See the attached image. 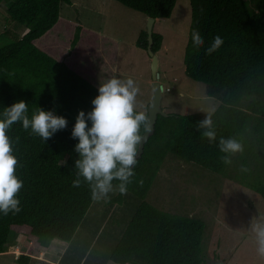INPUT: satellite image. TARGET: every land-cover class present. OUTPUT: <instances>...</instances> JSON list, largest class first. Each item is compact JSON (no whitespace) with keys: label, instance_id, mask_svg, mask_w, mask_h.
<instances>
[{"label":"trees","instance_id":"trees-1","mask_svg":"<svg viewBox=\"0 0 264 264\" xmlns=\"http://www.w3.org/2000/svg\"><path fill=\"white\" fill-rule=\"evenodd\" d=\"M114 1L157 20L171 18L178 0ZM189 1L192 21L184 56L185 73L205 84L207 96L220 101V105L214 113L158 117L155 133L142 157L136 158L135 175L127 184L126 194L119 191L109 201H137L123 236L106 257L111 264L203 263L204 221L172 215L146 201L168 155L214 174L229 175L232 170V179L264 200V0ZM62 4L71 5L72 0H0L8 21L28 30L24 36L8 27L0 32V113L23 100L28 104L29 117L41 107L68 121L66 129L47 141L31 134L30 129L25 131L20 123L8 129L18 159L15 174L24 186L18 194L22 210L6 216L0 213V254L7 252L11 234L19 233L28 235L33 246L40 248L48 247L55 239L66 242L69 249L62 264H87L91 245L87 232L83 229L84 233H79V229L96 199L83 177L79 178V187L73 186L79 155L74 151L78 140L72 138V130L79 112L92 110L98 86L37 45L59 23ZM193 29L205 39V46L199 50L192 46ZM80 31L78 27L72 49L80 41ZM217 34L225 43L208 56L205 48ZM153 39V51L159 53L164 36L154 32ZM137 46L147 52V31L140 33ZM145 113L148 116L147 110ZM206 116L213 121L215 143L197 131L196 122ZM146 128L147 123L141 126V137ZM220 138H234L243 146V151L231 155L230 164L223 162ZM235 161L239 164L232 167ZM120 183L113 180L112 185L119 189ZM73 246L77 261H64ZM30 254L19 256L17 262L31 264Z\"/></svg>","mask_w":264,"mask_h":264},{"label":"rangeland","instance_id":"rangeland-1","mask_svg":"<svg viewBox=\"0 0 264 264\" xmlns=\"http://www.w3.org/2000/svg\"><path fill=\"white\" fill-rule=\"evenodd\" d=\"M60 15L59 23L37 42L38 47L66 62L81 75L90 77V82L98 87L114 77V69L116 71L118 67L122 73H116L115 77L132 78L140 88L137 110L148 111L154 93L152 59L148 52L137 46V41L140 33L147 31L149 17L114 0H72L71 5H61ZM191 21L190 1L178 0L171 18L158 19L154 31L164 36L158 53L159 80L165 89L162 109L168 115L214 113L220 105V101L207 96L205 84L190 79L185 73L184 56ZM7 27L21 36L27 30L10 23L6 7L0 5V32ZM78 27L81 28L80 41L72 49ZM238 164L235 161L232 167ZM230 173L214 174L168 155L146 201L172 215L204 221L202 264H215L218 260L225 264H264V257L257 254L255 233L251 231L254 220L264 222V200L232 179V170ZM118 194V187L113 185L107 196L97 198L79 229V233L87 232L85 235L91 245L87 264H111L106 257L117 246L131 220V211L137 201L127 199L110 204L109 201ZM18 234H11L7 251L12 255H0V264H20L13 262V257L30 254L31 248L34 250L33 255L30 254L31 264H59L57 260L64 245L56 243L59 245L44 250L33 246L29 236L23 235L19 245L21 251L16 254L11 246L17 244ZM75 254L73 246L64 261L76 260Z\"/></svg>","mask_w":264,"mask_h":264},{"label":"clouds","instance_id":"clouds-1","mask_svg":"<svg viewBox=\"0 0 264 264\" xmlns=\"http://www.w3.org/2000/svg\"><path fill=\"white\" fill-rule=\"evenodd\" d=\"M191 42L197 50L205 46V39L198 29L192 30ZM224 43L221 35H215L205 48V54L213 55ZM139 92L140 88L132 78L120 79L114 76L100 83L99 94L92 100V110L87 113L81 110L76 118L72 138L78 140L74 151L78 153L79 159L75 161L77 179L73 181V186L79 187V178L83 177L89 182L94 199L107 196L112 191L113 180L121 182L119 191L126 194L127 184L135 175L141 126H146L148 121L146 113L137 110ZM28 111V104L21 100L0 113V213L5 216L22 210L18 194L24 186L15 174L18 159L13 154L8 129L20 123L25 131L30 129L31 134L47 141L68 126L67 119L56 115L54 111L38 107L31 117ZM196 128L204 138L216 142L217 134L211 116L197 121ZM218 147L225 153L222 157L225 164L231 163V155L243 151V146L234 138H220ZM251 231L255 233L257 254L264 257V222L254 220Z\"/></svg>","mask_w":264,"mask_h":264},{"label":"water","instance_id":"water-1","mask_svg":"<svg viewBox=\"0 0 264 264\" xmlns=\"http://www.w3.org/2000/svg\"><path fill=\"white\" fill-rule=\"evenodd\" d=\"M154 24H155V19L149 17V23L147 27V33H148L147 52L152 59V86L154 89V94L148 106L147 128H146L145 133L141 137V141L139 143V150H138L136 158L142 157L144 150H145V145L149 141L150 137L153 136V134L155 133V126H156L158 117L160 115L164 117L168 116V114H166L162 109V99H163L164 87L160 83V80H159L160 78L159 55L153 51ZM215 264H225V263L223 261L218 260L215 262Z\"/></svg>","mask_w":264,"mask_h":264},{"label":"crops","instance_id":"crops-1","mask_svg":"<svg viewBox=\"0 0 264 264\" xmlns=\"http://www.w3.org/2000/svg\"><path fill=\"white\" fill-rule=\"evenodd\" d=\"M157 21H158V19L157 20H155V24H154V31H155V28H156V25H157ZM28 32V30H26L25 31V34ZM118 67H116V71H115V69H114V75L113 76H115L116 75V73L118 74V73H122V70H119V68L117 69ZM76 71V70H75ZM79 73V72H78ZM80 74V73H79ZM81 75V74H80ZM126 75H129V73L128 72H126ZM84 78H86L87 80H89V78H87L86 76H84V75H82ZM92 80V79H91ZM90 81V80H89ZM92 83V82H91ZM94 84V83H93ZM96 85V84H95ZM98 86V85H97ZM154 94V93H153ZM152 100V99H151ZM144 112H145V110H144ZM21 236H23V235H19L18 237H16L15 238V241H16V245H13V246H11L12 248H15V252L14 253H16L17 254V252L18 253H20V247H19V245H20V243L22 242V240H23V238L21 239ZM20 237V238H19ZM21 241V242H20ZM56 243H61L60 245H64V250H63V253H62V255H61V257H59L58 258V263L59 264H62V262H61V259L63 258V256L66 254V252H67V250L69 249V244H68V246H67V244H65V243H63V241H60V240H58V239H55V240H53L51 243H50V245L48 246V247H42V249H44V250H48L50 247H53L54 246V244L55 245H59V244H56ZM12 248H10V249H12ZM0 255H12V253H10V252H6V253H3V254H0ZM17 260H18V258H16V257H13V262H17Z\"/></svg>","mask_w":264,"mask_h":264},{"label":"built area","instance_id":"built-area-1","mask_svg":"<svg viewBox=\"0 0 264 264\" xmlns=\"http://www.w3.org/2000/svg\"><path fill=\"white\" fill-rule=\"evenodd\" d=\"M167 91H170V89L168 88Z\"/></svg>","mask_w":264,"mask_h":264}]
</instances>
